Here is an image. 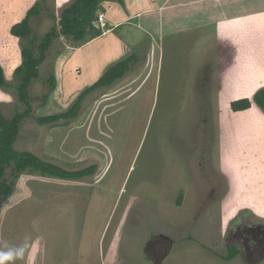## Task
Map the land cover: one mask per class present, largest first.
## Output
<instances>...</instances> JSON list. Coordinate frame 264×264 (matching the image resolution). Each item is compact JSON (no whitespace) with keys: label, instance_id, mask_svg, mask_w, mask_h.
I'll return each instance as SVG.
<instances>
[{"label":"rangeland","instance_id":"obj_1","mask_svg":"<svg viewBox=\"0 0 264 264\" xmlns=\"http://www.w3.org/2000/svg\"><path fill=\"white\" fill-rule=\"evenodd\" d=\"M75 1L0 0V106L8 120L31 114L14 148L70 172L97 168L66 181L32 170L15 178L8 167L15 192L0 199V264H264V110L253 101L264 89L261 23L214 35L204 12L185 10L197 26L182 25L176 0H101L110 32L80 43L59 34L22 102L23 49L60 33ZM37 3L30 40L13 37ZM130 56L138 63L125 79L89 95L77 119L37 123ZM245 98L251 108L232 111ZM232 247L239 255L224 261Z\"/></svg>","mask_w":264,"mask_h":264},{"label":"trees","instance_id":"obj_2","mask_svg":"<svg viewBox=\"0 0 264 264\" xmlns=\"http://www.w3.org/2000/svg\"><path fill=\"white\" fill-rule=\"evenodd\" d=\"M124 3V0H116ZM101 0H76L61 15V32L56 29L47 35L36 48L25 47L22 51L23 64L16 69L15 75L21 77L22 84L18 91L22 102L29 103V87L31 83L39 78V67L47 60L48 51L53 46L54 40L60 35L70 37L74 42H83L90 32L97 31L93 23L100 14L99 6ZM41 14V6L37 3L27 14V17L14 25L10 33L13 37L29 41L33 30L31 20ZM34 45V44H33ZM136 56H130L115 66L111 67L94 85L86 89L75 102V104L66 112L46 117L37 118L40 126L54 125L61 121L70 122L78 118L83 106L84 100L97 90L113 87L118 81L125 79L133 66L138 63ZM53 88L56 86V78H50ZM8 85L4 69L0 63V89ZM45 96L44 100H47ZM253 101L264 110V89L258 91ZM252 103L248 98L236 100L231 103V109L234 112H244L251 108ZM31 116L30 110L23 114H17L12 120H8L0 106V199H9L15 192V185L5 178V171L13 166L15 178H19L24 172L32 170L44 176L55 177L61 180H82L92 176L96 171V166H91L78 172H70L60 166L53 165L34 155L31 152L17 151L14 143L20 132V127L24 119ZM239 255L237 247L229 250V256L223 258L224 261H231Z\"/></svg>","mask_w":264,"mask_h":264},{"label":"crops","instance_id":"obj_3","mask_svg":"<svg viewBox=\"0 0 264 264\" xmlns=\"http://www.w3.org/2000/svg\"><path fill=\"white\" fill-rule=\"evenodd\" d=\"M179 1L180 0H176V7L178 8L172 10L176 11L178 9L179 12H176V18H178L179 22L184 26H187V24H192L193 27L197 26V22L190 20L191 17L188 13H183L185 10L189 9L194 12L197 11L199 14L204 12V16L200 19V23L208 21L211 27L210 30L214 35L217 34L218 27L228 32H230V30L233 32L234 29L239 30L240 28L237 27L238 23L249 20L250 18L254 19L255 22L261 23V28H264V0H208L206 3H202L203 0H194L191 4L190 2H192V0H184L181 4ZM186 1H188V3ZM256 3L258 9H254ZM180 7L186 8L180 9ZM106 17L110 27L111 24L108 20V16L106 15ZM108 32L110 31H106L105 34L103 33L104 36H106Z\"/></svg>","mask_w":264,"mask_h":264},{"label":"built area","instance_id":"obj_4","mask_svg":"<svg viewBox=\"0 0 264 264\" xmlns=\"http://www.w3.org/2000/svg\"><path fill=\"white\" fill-rule=\"evenodd\" d=\"M93 26L97 31H101L105 34L109 28L105 14L100 13L97 19L94 21Z\"/></svg>","mask_w":264,"mask_h":264},{"label":"clouds","instance_id":"obj_5","mask_svg":"<svg viewBox=\"0 0 264 264\" xmlns=\"http://www.w3.org/2000/svg\"><path fill=\"white\" fill-rule=\"evenodd\" d=\"M103 33V32H102Z\"/></svg>","mask_w":264,"mask_h":264}]
</instances>
